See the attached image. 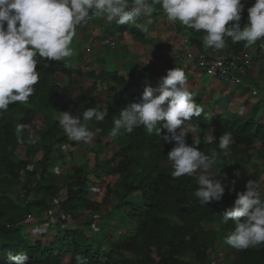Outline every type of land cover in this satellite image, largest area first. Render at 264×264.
<instances>
[{"label":"trees","instance_id":"1","mask_svg":"<svg viewBox=\"0 0 264 264\" xmlns=\"http://www.w3.org/2000/svg\"><path fill=\"white\" fill-rule=\"evenodd\" d=\"M241 2L244 11L239 23L243 28L248 21L247 9L254 3ZM161 9L158 5L153 8ZM96 19L98 16H92L87 23H95ZM115 32H127L141 42L147 37L141 28L118 23L110 26L106 35ZM204 35L203 31L187 29L188 46L193 51H202ZM225 40L224 48L234 54L252 47L256 53L264 50L261 41L245 46V42L233 43L227 37ZM44 63L48 66L44 67ZM37 71L40 79L28 102L11 104L0 113V264H7L8 253L15 255L21 251L28 254L27 264H78L77 256L86 258L87 264H207V250L215 245L222 253L221 264H264V245L237 250L225 243V237L234 231L235 225L231 220L223 223V215L233 206L237 193L243 192L235 179L223 183L226 187L221 201L202 205L193 195L199 186L198 177L174 178L172 167L164 165L170 163L167 154L173 144L164 143L158 133H149L143 127L131 133L122 130L117 138L109 135L113 117L142 95L143 89L137 83L113 70L82 73L63 61L41 62ZM58 76L64 79L62 85L55 80ZM84 81L91 84L85 88ZM99 88L105 94L102 103L96 97ZM158 95L154 92V97ZM89 107L108 111L103 122L94 118L87 122L90 131L102 129L92 140L95 166L88 171L72 165L70 172L58 178L53 167L61 156L55 152L53 159L54 150L65 144L71 149L78 145L59 124L60 114L69 112L82 120L83 111ZM185 123L192 126L187 144L200 139L198 150L210 154L216 149L220 153L217 160L222 163L254 156L264 163V123L238 115L212 120L201 115ZM20 124L27 126L20 134L24 143L19 142L16 132ZM225 132L234 138L228 156L218 148V139ZM30 133L39 137L37 143L28 142ZM211 135L213 143L205 144L204 137ZM20 147H24L25 157H17L16 150ZM35 150L42 156L29 171ZM13 154L16 160L12 159ZM72 154L69 151L67 157H73ZM104 177H111L114 182L105 183ZM60 179L63 187L59 185ZM100 182L103 186L97 184ZM91 187L100 188L95 200L90 194ZM56 196L62 198L60 211L70 216L75 226H50L48 243L24 233V228L29 229L26 219L33 217L43 222V213ZM113 213L117 216L113 217ZM103 216L111 222L118 219V223L126 219L128 227L113 236L114 229L106 223L103 228L108 229V234L102 236L91 225Z\"/></svg>","mask_w":264,"mask_h":264},{"label":"clouds","instance_id":"2","mask_svg":"<svg viewBox=\"0 0 264 264\" xmlns=\"http://www.w3.org/2000/svg\"><path fill=\"white\" fill-rule=\"evenodd\" d=\"M157 5L169 22L203 31L206 48L223 49L226 37L233 43L245 42V46L257 41L264 43V0H255L247 9L248 21L243 28L239 23L244 11L241 0H0V113L7 111L11 104L28 102L40 79L39 63L63 61L73 55L70 45L77 26L87 23L90 17L104 16L109 23L135 24L140 17L163 13L153 12ZM109 37L114 40L110 35L102 41ZM154 92L159 95L154 97ZM202 112L203 108L189 90L184 71L175 67L160 78L158 88L146 86L136 102L113 117L109 135L117 138L122 130L131 133L137 127L158 133L164 143L173 144L167 154L171 175L174 178L197 176L199 186L193 195L202 205H208L221 201L226 186L217 176L213 178L209 174L220 153L216 149L210 154L198 150L200 139L193 140L191 145L186 142L192 126L185 122L200 117ZM107 115V108L89 107L82 113L83 122L80 116L64 112L60 114L59 124L71 140L88 144L102 129L90 131L87 122L93 118L103 122ZM26 127L23 124L16 127L20 143H24L20 134ZM38 140L39 137L29 134V143L35 144ZM213 140L212 135L204 137L205 144H212ZM233 143L232 134L225 132L218 139V148L228 156ZM245 188L244 192L237 193L233 206L222 218L223 223L231 220L235 225L234 231L225 237V243L237 250L264 245V187L249 180ZM93 228L99 231L95 225ZM76 259L78 264H87L84 257ZM27 261L25 251L7 254V264H27Z\"/></svg>","mask_w":264,"mask_h":264},{"label":"crops","instance_id":"3","mask_svg":"<svg viewBox=\"0 0 264 264\" xmlns=\"http://www.w3.org/2000/svg\"><path fill=\"white\" fill-rule=\"evenodd\" d=\"M251 2L253 4L255 0ZM99 20L100 25L95 22L77 26L76 35L70 45L75 55L68 58V65L72 68L79 69L82 73L113 70L137 83L143 90L146 86L158 88L160 78L166 75L168 70L180 68L187 77L194 101L203 108L201 115L206 119L212 120L215 117L226 119L238 115L256 123H264V108L260 99L250 94L251 89H254L264 98V89H261L264 83V50L257 54V58L253 55L251 67L244 80L245 86H228L216 79L203 78L206 75L200 71L175 60L176 53L188 48L187 28L179 22L175 24L169 22L165 13L140 17L135 24H125L128 27L134 26L145 30L147 32L145 42L133 39L127 32H115L111 35L114 37V49L105 51L102 50L100 43L107 36L106 30L116 22L109 23L104 16H99ZM63 62L66 63L65 60ZM56 81L62 85L64 79L58 76ZM82 84L87 86L91 83L84 81ZM258 146L256 143V150ZM212 169L210 176L213 178L217 176L216 178L221 179L223 183L235 179L243 192L249 180L264 187V163L258 157L235 159L228 164L216 160Z\"/></svg>","mask_w":264,"mask_h":264},{"label":"built area","instance_id":"4","mask_svg":"<svg viewBox=\"0 0 264 264\" xmlns=\"http://www.w3.org/2000/svg\"><path fill=\"white\" fill-rule=\"evenodd\" d=\"M153 12L160 13L163 12V10H153ZM101 47L102 49H113V38L109 37L104 39L101 42ZM174 58L176 61L189 65L196 70L203 72L210 78L221 81L228 86L243 87L245 86L244 80L253 60V53L250 50H245L238 54H234L226 48L216 51L215 49L206 47L202 51H193L188 47L176 53ZM250 94L259 97L261 106L264 108V98L260 97L258 92L254 89H251ZM29 165L32 167L31 169H29V167L27 169L32 171L34 168V161ZM90 194L93 197V200L97 199L100 195V188L91 187ZM61 200L62 198L60 196L51 199L50 208L43 213V223L50 226H71V217L63 214L59 209V203ZM98 223L99 221L92 222L91 228L95 232L98 231L93 228V225H95L96 228H99ZM113 236H115V234H113ZM207 257V264H221L222 262V253L216 246L207 250Z\"/></svg>","mask_w":264,"mask_h":264},{"label":"rangeland","instance_id":"5","mask_svg":"<svg viewBox=\"0 0 264 264\" xmlns=\"http://www.w3.org/2000/svg\"><path fill=\"white\" fill-rule=\"evenodd\" d=\"M100 23H101V21L99 20V16H98V19H96V23L95 24L100 25ZM251 51H252L254 57L257 58V54L260 53V52L256 53L255 52L256 51L255 47H252ZM73 55H75V51H73ZM64 60H65V62L67 64H69L68 58H66ZM201 73L204 74L203 72H201ZM203 78L210 79V77L207 76V75L203 76ZM82 86H84L86 88V85L82 84ZM104 89L105 88H103V90ZM261 89L262 90L264 89V83H262ZM103 90L96 91V97H97L98 101L101 102V103L103 102V100L105 98V94L103 93ZM35 127L38 129L40 127V124L37 123L35 125ZM74 142L78 143V147L71 149L67 144H65L63 146L57 147L56 150H54V154L52 156L53 159H54V157L56 155L55 152H58V156H61V157H59V160H55V162L57 164L54 165V167H53V173L55 175H57L58 178H60L61 176L64 177L63 176L64 174L70 172V166H72V165L73 166L74 165L82 166L85 170H88V171L93 169V167L95 166L96 160H95V155H94V153L92 151L93 148H94L92 142H90L88 144H85V143L79 142V141H74ZM69 151H71L73 153L72 154L73 157H71V158L67 157ZM16 153H17V157H20V158L25 157V149H24V147L18 148V150H16ZM33 153H34L33 161H34V163H36V160H38L42 156V154L40 152L36 151V150L33 151ZM17 157H15L14 154L12 155V159L13 160H16ZM164 165L165 166H171L170 163H164ZM212 171H213V169H212ZM104 179L106 180V182H105ZM104 179H103V181L105 183L112 184L114 182V180H112L111 177H109V178L108 177H104ZM21 180L24 181L25 179H23V177H21ZM59 181H60L59 185L60 186L62 185V187H63L62 180L60 179ZM97 184L99 186H100V184H102L101 186H103V183H101V182L97 183ZM62 193L63 194L65 193L64 189H63ZM14 194H16V192H14ZM83 216L88 218V215H83ZM83 216H81V219H85ZM116 216H117L116 213H113V217H116ZM79 218L80 217H78L77 219H79ZM105 218H106V216H103V217L99 218V223H98V227H99L98 229H100V231H101L100 234L102 236H105V235L108 234V230L106 228H103V227H105L106 223L109 224V227H112L114 229V232H112V233L115 234V236H116V234H119L121 232V230H123L126 227H128V222H127L126 219H122L121 221H119L120 223H118V219H115V221L111 222V220H106ZM31 221H32V223H30ZM107 221H109L110 223L107 222ZM117 223H118V225H117ZM25 224L28 225L27 227L29 229L24 228L23 229L24 233L26 232V234L29 235L30 237H36L34 239H37V238L41 239V241L43 243H48L50 241V237L47 234V230L50 227V225H46L45 223L41 222L39 219H34L33 217L32 218L29 217L28 219H26ZM71 225L75 226L73 221H72ZM30 239H33V238H30ZM215 246L217 247V245H215Z\"/></svg>","mask_w":264,"mask_h":264}]
</instances>
